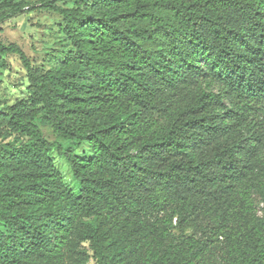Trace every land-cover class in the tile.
<instances>
[{
	"label": "trees",
	"instance_id": "obj_1",
	"mask_svg": "<svg viewBox=\"0 0 264 264\" xmlns=\"http://www.w3.org/2000/svg\"><path fill=\"white\" fill-rule=\"evenodd\" d=\"M36 8L76 48L44 69L0 38L26 78L0 112V264H264V0H2L0 23Z\"/></svg>",
	"mask_w": 264,
	"mask_h": 264
},
{
	"label": "rangeland",
	"instance_id": "obj_2",
	"mask_svg": "<svg viewBox=\"0 0 264 264\" xmlns=\"http://www.w3.org/2000/svg\"><path fill=\"white\" fill-rule=\"evenodd\" d=\"M2 0H0L1 3ZM43 0H14L23 4L26 10L38 6ZM76 0H56L64 7L75 5ZM88 6L95 0H84ZM1 12V11H0ZM0 38L4 43L18 44L30 61L37 67L48 69L56 66L68 52L76 48V44L67 32V22L58 12L34 9L18 14L0 23ZM26 92L25 70L16 54L0 53V112L6 109L16 98ZM45 136L53 141L59 140L47 125H42ZM83 149L81 146L78 150ZM55 163L62 179L71 187L76 186L67 163L57 154ZM256 211L264 217V194L254 195Z\"/></svg>",
	"mask_w": 264,
	"mask_h": 264
}]
</instances>
